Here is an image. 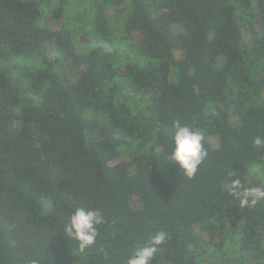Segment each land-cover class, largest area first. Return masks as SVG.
Listing matches in <instances>:
<instances>
[{"label":"trees","instance_id":"1","mask_svg":"<svg viewBox=\"0 0 264 264\" xmlns=\"http://www.w3.org/2000/svg\"><path fill=\"white\" fill-rule=\"evenodd\" d=\"M177 120L204 132L192 177ZM256 136L264 0H0V264H126L157 231L153 264H264V201L221 187L261 184ZM77 206L104 217L83 250Z\"/></svg>","mask_w":264,"mask_h":264},{"label":"clouds","instance_id":"2","mask_svg":"<svg viewBox=\"0 0 264 264\" xmlns=\"http://www.w3.org/2000/svg\"><path fill=\"white\" fill-rule=\"evenodd\" d=\"M204 141L203 131L177 120L173 124V132L168 142L170 150L165 159L169 163H175L185 175L192 177L207 156ZM252 145L255 148L264 147V136H256ZM226 179L227 182L221 186L222 190L236 199L241 208H251L264 201V183L245 187L241 179L233 178L232 174ZM103 222L104 217L98 209L77 206L70 213L64 230L68 236L80 242V248L83 250L95 241L97 226ZM166 239L167 233L164 231L151 234L133 249L126 264H153L159 246L163 245Z\"/></svg>","mask_w":264,"mask_h":264},{"label":"rangeland","instance_id":"3","mask_svg":"<svg viewBox=\"0 0 264 264\" xmlns=\"http://www.w3.org/2000/svg\"><path fill=\"white\" fill-rule=\"evenodd\" d=\"M54 3V1L51 3V4H53ZM63 17L62 18H60V20L57 22V23H55V22H52V24L54 25V26H58L60 23H62L63 22ZM109 21H110V25H109V27H110V30H111V32L112 33H115V32H117L118 30H119V27H118V22H119V19L117 20L116 18H114V17H110V19H109ZM82 22V21H81ZM49 24H50V22H49ZM178 27H180L179 25H177V26H175L173 29H176V28H178ZM82 29L83 30H85V31H89L88 30V25H86L85 23H84V26H82ZM114 38H118L117 36H115ZM136 101H138V100H136ZM233 119V118H232ZM211 141L213 142V141H216V138H211ZM262 169V170H261ZM248 175H249V177L250 178H252V179H256V180H258V181H260L259 183H264V161H262L259 165H256L255 167H253V169H251L250 171H249V173H248ZM225 231H226V229H224ZM227 232V231H226ZM229 232H230V230H229ZM228 235H231V233L230 234H228ZM235 238V236L232 234V240H231V238L230 239H226V241H225V246H227L228 245V242L229 241H231V242H233V239ZM231 252H232V250H231Z\"/></svg>","mask_w":264,"mask_h":264}]
</instances>
